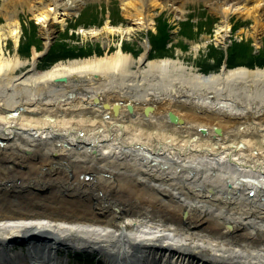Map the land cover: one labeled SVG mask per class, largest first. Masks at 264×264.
I'll return each instance as SVG.
<instances>
[{"label": "bare ground", "instance_id": "obj_1", "mask_svg": "<svg viewBox=\"0 0 264 264\" xmlns=\"http://www.w3.org/2000/svg\"><path fill=\"white\" fill-rule=\"evenodd\" d=\"M25 1L47 54L55 20L91 0ZM121 3L132 31L156 8L185 18L190 2ZM208 4L218 35L238 15L261 43L264 0ZM18 5L0 9V264H69L78 250L104 264H264V61L228 48L201 72L148 40L37 72L44 47L24 60L5 44L19 41ZM108 17L103 33L120 31Z\"/></svg>", "mask_w": 264, "mask_h": 264}, {"label": "rangeland", "instance_id": "obj_2", "mask_svg": "<svg viewBox=\"0 0 264 264\" xmlns=\"http://www.w3.org/2000/svg\"><path fill=\"white\" fill-rule=\"evenodd\" d=\"M17 1L19 8L22 9L24 6L25 10L21 11L23 23L21 35L17 44L13 36H8L5 39V44L8 45L12 54L17 53L24 60L32 59L37 51L34 49L30 57L22 56L19 51H26V45L29 42H36L44 47L39 55V70L37 72L46 69L47 60L54 58L52 49L59 48L63 51L64 43H66V54L71 56L66 55L65 60H67L66 58H79L77 55L81 53L92 56L96 53V55H104L110 46L109 53L115 52L118 48H124L127 53L138 51L141 54L144 50V44L151 40L152 56L160 57L155 53V50L162 54L161 51L163 50L172 51L174 57H182L187 64L194 65L201 72H211V68L218 65L219 59L217 57L221 58L222 61L228 48L232 61L237 60L235 58L246 61L248 64L253 61H255L254 63L264 61V36L261 38V43L257 44L255 38L249 33L252 29L253 19H244L234 15L231 19L232 29L230 28L228 32L224 31L218 35L217 31L220 28L221 18L211 11L208 4L210 0H189L186 16L182 19H178L169 7L164 10L156 8L153 11L156 16L154 24L132 31L128 28L137 27L134 24H119L123 19L121 0H91L80 16H73L64 22L55 20L53 46H51L52 49H48L50 52L47 54H45L47 49L42 34V21H39L27 10L25 0ZM3 2L4 0H0V9ZM109 15L114 23L113 26L120 28V31L111 35H107L106 32L103 33V27ZM84 25L85 28H82ZM221 68L217 66L218 71ZM27 69L28 66L23 67L19 69V73ZM66 257L70 258L69 264H104L98 254L91 253V251H72Z\"/></svg>", "mask_w": 264, "mask_h": 264}, {"label": "trees", "instance_id": "obj_3", "mask_svg": "<svg viewBox=\"0 0 264 264\" xmlns=\"http://www.w3.org/2000/svg\"><path fill=\"white\" fill-rule=\"evenodd\" d=\"M63 44V43H62ZM34 45H37L39 48H41V46L38 44V43H36V42H29L27 45H26V51H21L20 50V53L22 54V56H26V57H29L30 55H31V53H32V48H33V46ZM65 47H66V43H64L63 44V51L62 50H60L59 48H56V49H52V52H53V54H54V58H51V59H48L47 61V64H46V66H49L50 64H52L53 62H56L57 60H59L61 57H66V55H68V54H66V49H65ZM60 52V53H59ZM236 52V51H235ZM239 51H237V53H238ZM239 54V53H238ZM56 55V56H55ZM69 57H70V55H68ZM67 56V57H68ZM221 61V58L219 59V62ZM219 65V64H218ZM215 68H217V66L215 67Z\"/></svg>", "mask_w": 264, "mask_h": 264}]
</instances>
